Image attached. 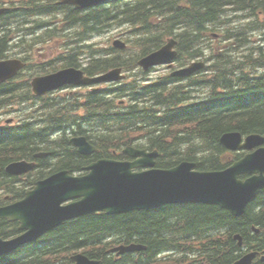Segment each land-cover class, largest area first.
Here are the masks:
<instances>
[{"label": "trees", "instance_id": "1", "mask_svg": "<svg viewBox=\"0 0 264 264\" xmlns=\"http://www.w3.org/2000/svg\"><path fill=\"white\" fill-rule=\"evenodd\" d=\"M55 1L0 0V5L10 2L11 6L0 14V55H4L15 27L29 24L32 19L34 28L40 27L43 31L33 41L51 39L65 24L76 27V34L86 37L115 20L133 26L130 41L137 52L130 55L127 50L111 48L113 51L104 53L94 44L75 41L53 66H81L79 61L85 54L83 68L90 75L115 66L132 70L141 55L158 48L169 35L178 38L179 59L184 64L203 55L205 32L222 24L218 21L224 16L226 6H233L232 10L237 12L250 11L260 20L264 17V0H113L112 6L90 9L55 5ZM259 25L264 26V21ZM229 37L233 38L231 45L234 47L251 41L245 34H230ZM248 61L238 63L220 52L215 56L210 76L190 78L186 83H176L177 78L173 77L148 84L146 80H133L109 89L90 91L83 103L77 96L65 101L52 99L53 102L45 105L51 106L48 115L37 127L23 123L0 128V187H11L19 182L17 177L6 172V165L20 157L32 158L34 152L44 150L48 155L38 161L40 168L36 176L30 173L28 179L40 177L50 168L79 169L88 159L111 155L113 149L118 150L136 140H143L144 146L161 151L157 160L160 167H169L184 159L196 160L202 169L220 167L215 155L222 150L220 136L223 132L236 129L264 133V75L250 79L241 65L258 59L250 56ZM197 84L209 88L206 97L191 95V87ZM21 86L15 82L0 84V99H5L0 107L15 103ZM221 89L224 92H220ZM121 99L127 101L126 106L118 104ZM80 107L85 109L84 116L78 114ZM68 128L94 139L100 153L90 157L80 154L65 134ZM59 131L63 134L53 138ZM211 152L215 155L209 157ZM256 203H262L259 212ZM253 225L260 231L254 232ZM237 232L244 238L243 246H238L233 237ZM116 236L127 243H143L147 249L127 253L121 261L107 258L106 251L113 244L107 240ZM47 239L53 243L46 240V244H50L48 253H63L64 250L58 249L65 247L67 252L79 248L92 258H103L104 264H122L130 257L146 261L161 251L177 247L184 250L180 256L203 257L195 264H231L245 249L264 248V192L241 216H234L214 204H169L122 214L82 216L56 227ZM32 249L34 245L28 244L3 259L11 260V264H49L39 257L42 256L40 251L33 256ZM21 256L24 257L17 262L16 258Z\"/></svg>", "mask_w": 264, "mask_h": 264}, {"label": "water", "instance_id": "2", "mask_svg": "<svg viewBox=\"0 0 264 264\" xmlns=\"http://www.w3.org/2000/svg\"><path fill=\"white\" fill-rule=\"evenodd\" d=\"M109 0H61V3L74 4L79 8L92 7ZM4 9H0V14ZM175 41L170 40L160 50L148 55L140 61L146 69L156 64L173 60L176 51H173ZM118 47H124L121 41H115ZM24 63L16 59L0 61V82L13 77ZM204 67L203 62L193 63L179 72L189 75ZM120 69L108 72L102 76L90 78L84 71L75 68H65L56 73L35 78L34 89L37 93L61 87L65 84L87 85L103 81L117 80ZM222 142L232 148L242 147V135L229 133L223 135ZM260 135H250L243 146L252 148L263 143ZM75 144L83 154H90L96 147L90 145L85 137L74 139ZM133 156H142L135 162H118L110 159H101L89 166L91 172L85 176H70L68 172H61L39 183V186L29 192L20 203L0 208V217L18 218L23 227L29 232L23 238L11 241L0 240V254L18 247L29 238H36L42 232L57 225L64 219L103 210L108 213H118L134 209H150L163 204L178 202H203L221 205L233 214H244L248 203L256 192L264 186V176H253L243 182L239 180L241 172H264V149L248 155L234 167L221 172H191L192 163L184 162L171 170L153 168L141 172H133L136 167L154 166L157 153L149 154L144 150L129 148L126 150ZM33 165L25 161L13 162L7 170L13 174H22ZM82 197L80 201L67 206L62 202ZM239 245L242 237L236 235ZM146 249L143 245L120 246L115 250L120 253ZM254 253L247 254L234 264H252ZM77 264H98L79 254L73 256Z\"/></svg>", "mask_w": 264, "mask_h": 264}, {"label": "rangeland", "instance_id": "3", "mask_svg": "<svg viewBox=\"0 0 264 264\" xmlns=\"http://www.w3.org/2000/svg\"><path fill=\"white\" fill-rule=\"evenodd\" d=\"M7 4L10 5V2H7ZM106 7L112 6V4L110 5H105ZM65 15L62 13V17H64ZM56 20V19H55ZM242 22H244L245 24H251L252 19H240ZM59 23V20H56ZM27 23V22H26ZM24 23L22 25V29L20 31L16 32L17 36H20L19 40H22L23 36H32L36 33V31L39 30L40 27H35L32 24H26ZM26 24V25H25ZM60 26V25H59ZM33 27V28H31ZM76 27H70L68 25H63L59 31H57L53 36L51 37L50 40L47 41H38L35 42L32 47H30L29 45L25 46L21 41V46H17L16 42L12 40V42L10 43L12 45V48L10 50L11 54L10 56H14V55H20V51H22V48L27 50V54L29 57H32V66L34 65V63L36 62L37 64L42 63L44 61L49 62L50 65H53L56 62V59H58L59 55L65 51H63L64 49L66 50L67 48H70L71 45H74L75 41H77V44H82L84 42L85 43H90V44H94L95 47L98 50H101L102 52L106 53V52H111L113 51L111 49V47L113 46V41L115 39H117L118 37L123 39L124 41H126L128 43V38L130 36V30H131V26L128 25L127 23H122V22H118L115 20H112L111 25L104 27L102 30H100L99 32L96 33H91L86 37H83L84 35H82V37L80 35H77L76 32ZM82 31V30H80ZM255 36V37H254ZM254 41L253 43L256 44L257 46H261L264 49V40L260 39L259 41V32L258 31H254ZM83 38V39H82ZM82 39V40H81ZM31 41L32 39H26ZM81 40V42H79ZM68 42H71L70 44ZM207 42H210V44H207ZM20 44V43H18ZM132 45V44H130ZM214 46V43L212 40H210L209 38L207 40L204 41V46L206 47V54L207 56H211L213 54V51L210 49V46ZM212 46V47H213ZM84 55L81 56L79 62H82L84 60ZM59 66V65H57ZM262 71H264V68H260ZM170 71L166 68V67H158L156 69H154L153 71L147 73L146 75L143 74V77H145V79H158V78H163V77H167L169 76ZM132 76L129 79H133V78H137L138 79V75H137V71L133 70L131 72ZM145 75V76H144ZM110 87L109 85H104L103 88H108ZM196 88V91H198L199 93H197L198 95L202 96L204 93V90L206 89V87H203L202 85H199L198 88ZM83 90H79L77 88H67L64 90H61L59 92L54 93L52 97H50V102H53V100H60L63 99L64 101L71 98L73 95H76V93L78 92H82ZM77 96V95H76ZM38 101L36 100H29L24 102L25 104L23 106H20L19 104H17L15 107H13L11 110L9 109H0V127H11L14 126L16 124H18V122L22 119L26 118V114L30 112L32 107H37L38 106ZM25 106V107H24ZM82 112V111H80ZM45 118L44 117V110H42V113L39 116H35L33 122L29 121L28 119H25L23 123H31L34 126H38L37 123H40L38 121H42V119ZM12 120L11 125H9L8 121ZM143 140H138V142H142ZM31 186V185H30ZM1 196V195H0ZM118 237V236H116ZM77 250H80L79 248H77ZM70 253H67V257H70ZM48 263L50 264L51 259L47 260Z\"/></svg>", "mask_w": 264, "mask_h": 264}, {"label": "flooded vegetation", "instance_id": "4", "mask_svg": "<svg viewBox=\"0 0 264 264\" xmlns=\"http://www.w3.org/2000/svg\"><path fill=\"white\" fill-rule=\"evenodd\" d=\"M261 62V60L260 59H258V61H255V63L256 64H259ZM258 70H253L251 73H250V79H253L252 78V74L253 75H255L256 76V72H257ZM262 192H264V189H262L259 193H258V195L260 194V193H262ZM257 195V196H258ZM256 196V197H257ZM0 205H2V201H0ZM255 208H256V210H258V212H259V210L261 209V208H263V206H262V203H256L255 204ZM11 226H13V225H11ZM17 229V227L15 228V230ZM259 248V250L260 251H258V254H256V258H255V264H264V259L262 258L264 255V248L262 249L261 247H258ZM121 261V260H120ZM141 261H144V260H141ZM147 261V260H146ZM122 264H124V263H122Z\"/></svg>", "mask_w": 264, "mask_h": 264}, {"label": "bare ground", "instance_id": "5", "mask_svg": "<svg viewBox=\"0 0 264 264\" xmlns=\"http://www.w3.org/2000/svg\"><path fill=\"white\" fill-rule=\"evenodd\" d=\"M5 9L8 11L10 9V5L9 4H3ZM162 90V89H161ZM234 90V89H233ZM11 97V96H10ZM59 101V100H58ZM151 119V118H150ZM21 158V157H20ZM45 161V160H44ZM177 224V223H176ZM179 241V240H178ZM86 247V246H85ZM66 248V247H65ZM82 248V247H81ZM65 251V250H64Z\"/></svg>", "mask_w": 264, "mask_h": 264}]
</instances>
